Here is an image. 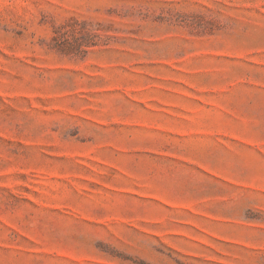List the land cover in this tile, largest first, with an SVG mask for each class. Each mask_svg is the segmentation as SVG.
Wrapping results in <instances>:
<instances>
[{
    "label": "rangeland",
    "instance_id": "374dc122",
    "mask_svg": "<svg viewBox=\"0 0 264 264\" xmlns=\"http://www.w3.org/2000/svg\"><path fill=\"white\" fill-rule=\"evenodd\" d=\"M0 264H264V0H0Z\"/></svg>",
    "mask_w": 264,
    "mask_h": 264
}]
</instances>
